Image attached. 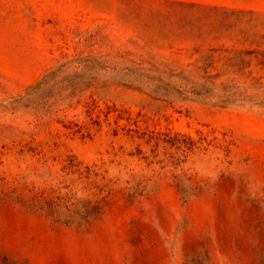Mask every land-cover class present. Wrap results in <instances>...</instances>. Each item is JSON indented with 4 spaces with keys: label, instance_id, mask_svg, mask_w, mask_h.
Wrapping results in <instances>:
<instances>
[{
    "label": "rangeland",
    "instance_id": "374dc122",
    "mask_svg": "<svg viewBox=\"0 0 264 264\" xmlns=\"http://www.w3.org/2000/svg\"><path fill=\"white\" fill-rule=\"evenodd\" d=\"M250 50L264 51V0H0V187L56 184L71 155L151 175V132L209 142L176 168L203 186L187 200L170 164L80 224L6 201L0 264H264V68ZM210 56L233 102L132 72L186 74ZM233 57L253 62L241 75L223 65Z\"/></svg>",
    "mask_w": 264,
    "mask_h": 264
},
{
    "label": "trees",
    "instance_id": "16d2710c",
    "mask_svg": "<svg viewBox=\"0 0 264 264\" xmlns=\"http://www.w3.org/2000/svg\"><path fill=\"white\" fill-rule=\"evenodd\" d=\"M244 54L254 55L256 64L264 68V51L250 50ZM258 55L261 57L258 58ZM217 62L219 61L215 57H205L198 61L199 65L195 67L196 71L186 74L174 73L168 65H163L164 69L155 65L148 69L135 67L136 71L132 70V72L141 81L155 85L154 88L164 84L170 89L195 98H216L225 103L233 102L235 98L231 97L228 92L238 90L234 84V78L230 79V84L227 82L217 84L228 74V72L212 73ZM252 62L253 59L233 57L224 60L223 65L231 67L232 72L243 75V70L249 68ZM246 78L256 80L251 76V71L247 73ZM219 91L223 94H218ZM146 136L145 144L153 146L151 155H145L142 159L145 160L147 167H152L157 163L161 164L158 172L151 169L152 174L148 175L123 173L122 170H119L118 175L111 176L109 170L103 168V164H83L71 155L68 156L67 163L61 168L63 180L53 185L45 184L41 188L28 185L20 180L14 185L2 186L0 187V205L11 201L52 217L56 221L80 224L98 216L102 212L103 206L118 193L124 195L128 200L143 195L151 186L152 179L168 166H172L170 164H173L174 170L167 172L170 173L174 186L184 199L187 200L194 192L203 189L195 177L187 176L185 173H176V168L182 162L181 158L185 159L194 150L201 149L203 143L209 145L206 137L193 139L188 134L171 132H151ZM138 138L143 139L144 136ZM160 152L164 158L157 159ZM139 154H141L140 150L136 156ZM78 191L82 195L78 196Z\"/></svg>",
    "mask_w": 264,
    "mask_h": 264
}]
</instances>
